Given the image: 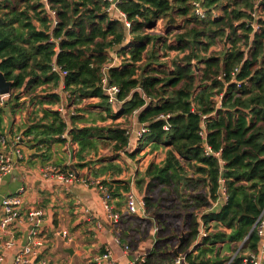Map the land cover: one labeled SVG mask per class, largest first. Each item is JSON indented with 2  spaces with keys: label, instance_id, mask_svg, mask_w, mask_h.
Here are the masks:
<instances>
[{
  "label": "trees",
  "instance_id": "trees-1",
  "mask_svg": "<svg viewBox=\"0 0 264 264\" xmlns=\"http://www.w3.org/2000/svg\"><path fill=\"white\" fill-rule=\"evenodd\" d=\"M106 8L0 0V71L12 82L0 135L22 137L42 165L67 144L78 179L106 186L111 206L126 203L131 184L142 192L146 217L118 222L134 245L156 229L143 264H251L264 221V0H121L129 29ZM104 77L121 104L108 103ZM132 120L147 129L135 151ZM66 161L47 164L69 171Z\"/></svg>",
  "mask_w": 264,
  "mask_h": 264
},
{
  "label": "crops",
  "instance_id": "crops-1",
  "mask_svg": "<svg viewBox=\"0 0 264 264\" xmlns=\"http://www.w3.org/2000/svg\"><path fill=\"white\" fill-rule=\"evenodd\" d=\"M5 118L9 127L12 119L9 115ZM19 148L26 159L18 160L12 155L13 160L17 162L16 169L0 181V201L23 187L24 193L20 196L21 206L18 209L20 217L25 218L32 210H40L43 213L41 237L45 239L46 245L38 255L41 258L33 260L31 264H95V260L105 249L111 252L114 264H129L131 260L149 254L155 242L152 230L146 239L138 241L135 245L131 244L134 233L126 232L127 237L120 236L121 224L119 220L114 223L108 219L101 195L96 188L78 182L63 186L54 181H44L41 170L45 164L42 165L39 157L24 145ZM69 154L70 148L67 144L54 146L51 160L47 163H62V159H66L65 165H68ZM29 158L34 159L29 163ZM129 165L133 168L132 162ZM58 205L68 207L69 215H58L55 225L54 212ZM112 206L119 217L121 214H127L126 203L120 207L115 203ZM1 215L0 206V219ZM97 224L99 228L96 227ZM13 228L14 238L19 240L21 247L28 227L25 224H17ZM2 242L3 240H0V253L4 257V264H12L18 248L3 251ZM127 242L131 246L129 251L125 252L123 247Z\"/></svg>",
  "mask_w": 264,
  "mask_h": 264
},
{
  "label": "built area",
  "instance_id": "built-area-1",
  "mask_svg": "<svg viewBox=\"0 0 264 264\" xmlns=\"http://www.w3.org/2000/svg\"><path fill=\"white\" fill-rule=\"evenodd\" d=\"M107 4L106 12L113 19L121 21L125 29H129L130 23L127 21L125 14H123L118 5L121 0H102ZM195 14L199 17L204 16V12L200 7L199 3L194 4ZM253 18V23L250 26L255 31L258 29V25L255 23L256 14L251 15ZM113 57V63L107 68H110L116 62V55L111 54ZM52 71L57 72L61 78L66 75V72L61 71L58 67L53 66ZM62 83H60V86ZM62 88V86H61ZM102 90L108 98V103L113 106L121 104L117 99L118 88L116 86L109 85L107 78L104 77L102 80ZM61 102L58 111L67 117L66 114V104L68 100V94L60 91ZM167 116L160 115L159 120H166ZM137 127H131L128 130L127 135L129 136L128 147L134 149L135 145L141 137L147 133L145 125L136 123ZM163 130L167 131L168 126L164 125ZM23 138L20 136H9V134L0 135V181L11 174L15 169L17 162L13 160L12 155L16 156L18 160H25L19 148L22 145ZM205 153L212 154L208 147H205ZM69 170V169H68ZM42 179L44 181H54L60 185L66 186L74 182L87 185L88 179L81 180L75 178L72 171H59L55 166L46 164L41 170ZM133 175H131V182H133ZM94 188L98 190L101 195L102 203L104 209L107 213L108 219L112 222H117L119 220V215L113 210L110 205V194L106 186L101 185L99 182H91ZM24 193V188L20 187L14 194L10 196L3 197L0 201L1 206V219H0V240H3L1 249L11 250L18 248L16 254L14 255L12 264H31L33 260L39 255L41 251L45 249L46 241L41 237L42 231V215L40 210H32L27 213L25 218H21L18 212L21 206L20 196ZM143 195L137 192L133 185L131 184L130 190L126 195V213L131 216H137L139 218H145V205L143 201ZM225 200V199H224ZM90 220V219H88ZM27 225L28 235L25 241V245L19 246V240L14 238L13 227L14 225ZM99 228V224L96 225ZM154 233L156 229L152 230ZM258 235L262 238L261 250L258 255H251L249 258L244 259L243 262H249L251 264H261L264 259V221L262 220L257 225ZM123 250L125 252L129 251V248L124 246ZM146 256H140L134 260H131L129 264H143ZM233 258L227 263L230 264ZM0 264H4V257L0 253ZM95 264H114L112 260L111 252L108 249L104 250V253L95 260ZM174 264H186L183 257H178Z\"/></svg>",
  "mask_w": 264,
  "mask_h": 264
},
{
  "label": "water",
  "instance_id": "water-1",
  "mask_svg": "<svg viewBox=\"0 0 264 264\" xmlns=\"http://www.w3.org/2000/svg\"><path fill=\"white\" fill-rule=\"evenodd\" d=\"M11 86H12V82L10 81H7L3 75V73L0 71V97L1 98H5L7 96L10 95V92H11ZM68 168L70 171L73 172L75 178H78L79 177V174L77 173L74 165H73V160H72V155H70V160L68 162ZM27 233L28 231H26L24 233V238H23V242H22V246L25 245V241H26V238H27ZM182 240V237L179 238V241ZM174 254H176V251H173ZM237 254V252L234 254V256ZM233 256V257H234Z\"/></svg>",
  "mask_w": 264,
  "mask_h": 264
},
{
  "label": "rangeland",
  "instance_id": "rangeland-1",
  "mask_svg": "<svg viewBox=\"0 0 264 264\" xmlns=\"http://www.w3.org/2000/svg\"><path fill=\"white\" fill-rule=\"evenodd\" d=\"M161 27V25L159 24L158 25V27H157V31H160L159 30V28ZM158 33V32H157ZM6 98V97H5ZM131 127H137V124H136V122H134V120H132V125H131ZM139 147V142H138V144L137 145H135V147H134V151L137 149ZM153 156H156V154L154 153L150 158L152 159V157ZM147 159H149L148 158V156H145L144 157V160H147ZM69 160H70V155H69ZM143 160V161H144ZM131 162H133V161H131ZM134 163V165H133V168H132V170H133V172H134V168H136L137 167V165H136V163L135 162H133ZM89 179V178H88ZM107 179V178H106ZM141 194H142V192H141ZM57 210L54 212L57 216L58 215H60L61 213H63V214H65V215H69V209H68V207H65V206H61V205H58L57 207H55ZM56 216V217H57Z\"/></svg>",
  "mask_w": 264,
  "mask_h": 264
}]
</instances>
